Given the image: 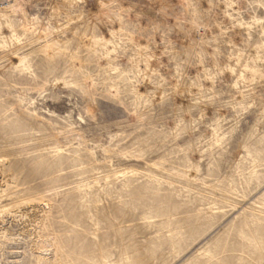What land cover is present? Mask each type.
<instances>
[{
	"label": "rangeland",
	"instance_id": "rangeland-1",
	"mask_svg": "<svg viewBox=\"0 0 264 264\" xmlns=\"http://www.w3.org/2000/svg\"><path fill=\"white\" fill-rule=\"evenodd\" d=\"M7 2L1 264H264V0Z\"/></svg>",
	"mask_w": 264,
	"mask_h": 264
},
{
	"label": "bare ground",
	"instance_id": "bare-ground-1",
	"mask_svg": "<svg viewBox=\"0 0 264 264\" xmlns=\"http://www.w3.org/2000/svg\"><path fill=\"white\" fill-rule=\"evenodd\" d=\"M5 1L7 2V0H0V5L6 4L5 6L0 7V14H3V15H5L7 17V13L9 11H14V9L12 8V4L11 3H9V2L6 3ZM71 66L74 69H76L77 71L83 70L84 68H83V60H82V58L80 56H73V57H71ZM88 77L90 78L92 76L88 75ZM90 80H91V84H94V80L92 78ZM91 87H94V86L92 85ZM112 89L117 90L118 88L115 89V87L113 86ZM71 112L68 114L69 117H71V115H72ZM79 118H81V117L79 116ZM12 212H14V211L11 209V206H2V207H0V220H2V218L4 217V215H10V214L12 215ZM24 217H26V216H24ZM32 219H33L32 221H34V217ZM36 223L37 222H35V224ZM32 224H34V223H32ZM29 226H30V228L28 229V234H29V237L30 238L32 237V243H31V249H30L31 250V258L34 260V264H56L55 263V260H56L57 251H58L57 246H55L46 237H44L43 235H41L38 232L39 227H38V229H34L35 228L34 225H29ZM35 231H37V233H36V236L34 237V232ZM5 236H7V233H6L5 228L3 227L0 230V242L2 240H5L6 241L7 238ZM8 241H9V239H8ZM9 248H11V247H9ZM0 256H2V255H0ZM14 261H18V260L17 259L16 260L14 259ZM1 263H3V262L1 261L0 264Z\"/></svg>",
	"mask_w": 264,
	"mask_h": 264
}]
</instances>
